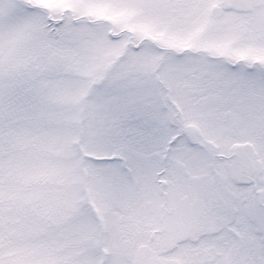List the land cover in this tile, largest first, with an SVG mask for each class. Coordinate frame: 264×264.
<instances>
[{"label":"snow or ice","instance_id":"1","mask_svg":"<svg viewBox=\"0 0 264 264\" xmlns=\"http://www.w3.org/2000/svg\"><path fill=\"white\" fill-rule=\"evenodd\" d=\"M0 264H264V0H0Z\"/></svg>","mask_w":264,"mask_h":264}]
</instances>
